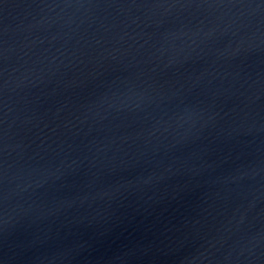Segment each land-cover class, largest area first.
I'll return each mask as SVG.
<instances>
[{
    "label": "water",
    "instance_id": "95a60500",
    "mask_svg": "<svg viewBox=\"0 0 264 264\" xmlns=\"http://www.w3.org/2000/svg\"><path fill=\"white\" fill-rule=\"evenodd\" d=\"M0 264H264V0H0Z\"/></svg>",
    "mask_w": 264,
    "mask_h": 264
}]
</instances>
